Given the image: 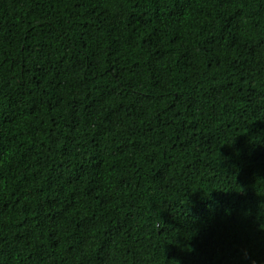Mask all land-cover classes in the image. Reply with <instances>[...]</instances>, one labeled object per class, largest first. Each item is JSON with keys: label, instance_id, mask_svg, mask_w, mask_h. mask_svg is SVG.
<instances>
[{"label": "trees", "instance_id": "16d2710c", "mask_svg": "<svg viewBox=\"0 0 264 264\" xmlns=\"http://www.w3.org/2000/svg\"><path fill=\"white\" fill-rule=\"evenodd\" d=\"M0 264H264V0H0Z\"/></svg>", "mask_w": 264, "mask_h": 264}]
</instances>
